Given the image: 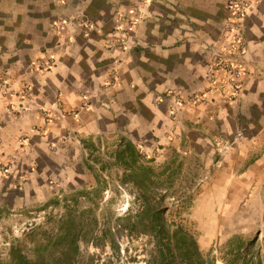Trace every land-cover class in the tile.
<instances>
[{
  "label": "crops",
  "instance_id": "obj_1",
  "mask_svg": "<svg viewBox=\"0 0 264 264\" xmlns=\"http://www.w3.org/2000/svg\"><path fill=\"white\" fill-rule=\"evenodd\" d=\"M228 1L0 0V78L10 87L0 100V211L7 200L58 195L62 183L49 177L81 146L117 136L142 152L198 157L210 182L260 184L264 0H251L240 19L246 53L233 98L223 72L207 79L208 45L237 56L225 24L239 19ZM121 12L139 16L123 44L114 29ZM79 14L91 20L87 34ZM166 90L205 97L175 108L161 98Z\"/></svg>",
  "mask_w": 264,
  "mask_h": 264
},
{
  "label": "rangeland",
  "instance_id": "obj_2",
  "mask_svg": "<svg viewBox=\"0 0 264 264\" xmlns=\"http://www.w3.org/2000/svg\"><path fill=\"white\" fill-rule=\"evenodd\" d=\"M77 17L87 34L93 28L91 20L83 14ZM137 19L138 15L116 13L114 29L120 44L126 39V26ZM124 137L101 138L99 147L81 146L76 161L70 159L49 177L52 187L62 183L58 195L6 201L0 211V264L10 260L14 244L33 258L35 242L45 241L46 232L55 230L67 213L76 215L75 227L81 234L73 264H160L144 213L137 216L144 197L160 201L168 226L192 236L204 264H264V178L257 185L241 183L244 177L230 184L210 182L198 157L189 159L168 147L142 152ZM124 141L133 146L137 163L149 166L150 172L142 168L139 174L123 173L128 172L125 160L130 158L116 153ZM220 151L213 156H221ZM138 184L146 188L140 190ZM237 245L238 254L232 251ZM173 251L174 264H180L184 250ZM43 258L45 264H63L56 248L49 247Z\"/></svg>",
  "mask_w": 264,
  "mask_h": 264
},
{
  "label": "trees",
  "instance_id": "obj_3",
  "mask_svg": "<svg viewBox=\"0 0 264 264\" xmlns=\"http://www.w3.org/2000/svg\"><path fill=\"white\" fill-rule=\"evenodd\" d=\"M123 147L117 150L116 156L125 159L128 155L130 161L125 160V175L131 176L139 174L138 170L150 172L149 166H142L137 163L136 154L133 146L128 141L123 142ZM126 153V154H125ZM141 190L146 188L145 185H137ZM160 201L144 197L143 205L137 216L144 213L145 228L150 231L154 237V247L159 253L160 264H174L176 257L173 249L184 250L181 256L180 264H204V260L196 246L192 236L183 231L181 228H171L166 223L159 208ZM60 224L55 230L47 231L45 241L37 240L34 244L33 258H28L18 245L10 246V260L5 264H45L44 254L49 251V247L56 248L63 259V264H73L75 256L78 253V240L81 238L80 232L77 231L76 215L67 213L60 218ZM237 236V235H235ZM238 237V236H237ZM240 245L232 248V251L238 254ZM55 264H61L56 262ZM242 264V263H241Z\"/></svg>",
  "mask_w": 264,
  "mask_h": 264
},
{
  "label": "built area",
  "instance_id": "obj_4",
  "mask_svg": "<svg viewBox=\"0 0 264 264\" xmlns=\"http://www.w3.org/2000/svg\"><path fill=\"white\" fill-rule=\"evenodd\" d=\"M250 3L251 0L228 1V8H230L231 12L236 16L237 19H239L237 22L229 20L225 24V29L227 30L229 35L230 47L233 46V48H235L237 56L234 58H230L228 57L227 53H224L216 46L212 44L207 46L209 56V74H207L208 82L214 84L217 81V72H223L227 77L225 84L230 89V98L235 97L240 88L238 79L242 73V63L243 59L245 58L246 45L244 43L243 37L238 32V28L240 26V19L247 13ZM9 93L10 87L8 85V82L5 79L0 78V100L5 99ZM204 97V92H190L188 94H181L178 92H170L168 90L164 91L161 95V98L168 100L172 106H176L175 108H178L179 106L182 107L185 104H196L202 101ZM42 112L44 114H47V111L45 109H43Z\"/></svg>",
  "mask_w": 264,
  "mask_h": 264
}]
</instances>
